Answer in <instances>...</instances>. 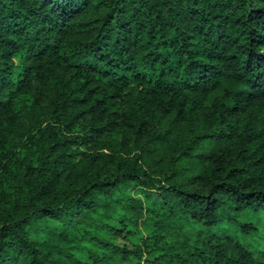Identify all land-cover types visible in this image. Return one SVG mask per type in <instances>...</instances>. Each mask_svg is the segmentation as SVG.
<instances>
[{"label": "clouds", "instance_id": "obj_1", "mask_svg": "<svg viewBox=\"0 0 264 264\" xmlns=\"http://www.w3.org/2000/svg\"><path fill=\"white\" fill-rule=\"evenodd\" d=\"M0 264H264V0H0Z\"/></svg>", "mask_w": 264, "mask_h": 264}]
</instances>
